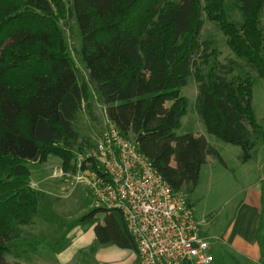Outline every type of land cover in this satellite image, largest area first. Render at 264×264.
I'll return each mask as SVG.
<instances>
[{
	"label": "trees",
	"instance_id": "16d2710c",
	"mask_svg": "<svg viewBox=\"0 0 264 264\" xmlns=\"http://www.w3.org/2000/svg\"><path fill=\"white\" fill-rule=\"evenodd\" d=\"M234 1L242 22L228 17L226 0H0V264H11V243L41 206L28 163L55 155L65 173H74L78 152L96 146L76 128L85 107L93 115L94 97L188 197L209 157L223 160L205 136L177 134L190 75L208 131L241 145L245 163L253 159L264 127L251 76L233 75V61L204 70L215 54L212 42L202 39L207 15L264 77V0ZM62 19L79 27L86 73L68 49ZM101 210L103 222L94 210L84 218L95 224L98 241L134 248L121 213Z\"/></svg>",
	"mask_w": 264,
	"mask_h": 264
},
{
	"label": "rangeland",
	"instance_id": "374dc122",
	"mask_svg": "<svg viewBox=\"0 0 264 264\" xmlns=\"http://www.w3.org/2000/svg\"><path fill=\"white\" fill-rule=\"evenodd\" d=\"M225 8L231 20L235 22L244 20V15L234 0H226ZM204 20L202 39L210 40L215 49L210 64L204 67L205 72H208L215 62L233 61V75H250L253 82V104L256 116L264 127V77L256 67L232 50L216 21L209 19L207 15L204 16ZM60 24L65 31L69 51L75 57L80 69L86 73L79 55L82 48L79 27L73 21L66 23L64 19ZM198 91V82L194 75H190L187 85L182 90V94L187 98L188 107L177 134L195 133L205 136L223 158L221 160L213 155L209 157L202 168L196 189L189 195L196 217L204 221L203 230H206L205 232L209 230L213 235H223L237 212L235 207L245 196L247 184L254 182L260 175L257 168L264 160V139L258 141L253 159L245 163L242 160L244 151L241 145L226 142L208 131L197 109ZM110 122L105 107L94 97L93 115L85 107L76 121V128L94 144H98L109 129ZM78 155H81L80 152ZM62 162L59 156L51 155L47 161L28 163L31 183L39 193L41 206L34 223L23 226L22 236L11 243L6 253L11 264H59L58 255L67 253L66 249L68 255H74L69 248L76 245L75 241L81 236L84 237L85 233L93 230L94 224L84 219L91 211L94 210L96 219L103 222L104 213L101 210L103 206L98 203L87 186L61 174ZM262 225L264 226V218ZM210 240L215 262L220 261L221 241L215 240L212 236ZM102 246L113 247L111 244L100 247ZM224 247L231 251L227 245ZM63 248L65 250L61 253ZM94 248L95 246L89 249L95 250ZM59 252L61 254H58ZM123 252L118 248L112 255L106 256L103 262L93 253H80L78 262L79 264H121L123 260L120 253Z\"/></svg>",
	"mask_w": 264,
	"mask_h": 264
},
{
	"label": "built area",
	"instance_id": "2783aa9c",
	"mask_svg": "<svg viewBox=\"0 0 264 264\" xmlns=\"http://www.w3.org/2000/svg\"><path fill=\"white\" fill-rule=\"evenodd\" d=\"M110 124L94 148L80 153L76 172L61 174L87 186L103 207L121 213L136 244V264L213 262L210 237L188 195L175 191L138 143Z\"/></svg>",
	"mask_w": 264,
	"mask_h": 264
},
{
	"label": "crops",
	"instance_id": "0c3cea01",
	"mask_svg": "<svg viewBox=\"0 0 264 264\" xmlns=\"http://www.w3.org/2000/svg\"><path fill=\"white\" fill-rule=\"evenodd\" d=\"M257 170L260 175L254 182L247 184L245 196L240 200L238 206L235 207L237 212L223 235H213L209 230L205 232L206 230L204 231L202 227L205 235L221 241V259L215 262L214 258V261L210 264H264V226L262 225L264 218V160L261 161ZM92 229L91 232L85 233L84 237L81 236L80 239L75 241L76 245L73 246L74 248L72 246L69 248V250L74 252V255H68L67 249L66 252L68 254L58 255L59 264H73V262L79 264V256L86 252L93 253L98 256V260L103 262V260H106V256L112 255L118 248L124 251L120 253L123 260L121 264L137 263L136 246L128 248L114 243H101L96 235L95 224ZM104 244H111L113 247H100ZM224 245L230 247L231 251L226 250ZM93 246H95V250H90L89 248ZM62 250V252L60 251L61 253L64 252L65 248ZM212 251L213 247L211 248V253L213 254ZM60 252L58 254H61Z\"/></svg>",
	"mask_w": 264,
	"mask_h": 264
},
{
	"label": "bare ground",
	"instance_id": "6f19581e",
	"mask_svg": "<svg viewBox=\"0 0 264 264\" xmlns=\"http://www.w3.org/2000/svg\"><path fill=\"white\" fill-rule=\"evenodd\" d=\"M176 191V190H175ZM182 191V190H181ZM192 203V202H191ZM193 205V204H192ZM198 219V218H197ZM200 221V220H199ZM201 222V227H202V224L204 223V221H200Z\"/></svg>",
	"mask_w": 264,
	"mask_h": 264
}]
</instances>
